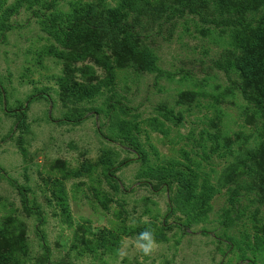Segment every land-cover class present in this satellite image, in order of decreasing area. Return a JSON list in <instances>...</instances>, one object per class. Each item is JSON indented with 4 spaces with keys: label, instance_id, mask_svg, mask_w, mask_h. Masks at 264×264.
Segmentation results:
<instances>
[{
    "label": "rangeland",
    "instance_id": "obj_1",
    "mask_svg": "<svg viewBox=\"0 0 264 264\" xmlns=\"http://www.w3.org/2000/svg\"><path fill=\"white\" fill-rule=\"evenodd\" d=\"M0 264H264V0H0Z\"/></svg>",
    "mask_w": 264,
    "mask_h": 264
},
{
    "label": "clouds",
    "instance_id": "obj_2",
    "mask_svg": "<svg viewBox=\"0 0 264 264\" xmlns=\"http://www.w3.org/2000/svg\"><path fill=\"white\" fill-rule=\"evenodd\" d=\"M140 241H147V243H140ZM136 247L143 252L144 256H151L153 252L159 247L158 242L154 237V230L149 228L142 231L137 238ZM126 254L127 253L124 251L119 252L121 257L125 256Z\"/></svg>",
    "mask_w": 264,
    "mask_h": 264
},
{
    "label": "trees",
    "instance_id": "obj_3",
    "mask_svg": "<svg viewBox=\"0 0 264 264\" xmlns=\"http://www.w3.org/2000/svg\"><path fill=\"white\" fill-rule=\"evenodd\" d=\"M256 99H258V97H256Z\"/></svg>",
    "mask_w": 264,
    "mask_h": 264
}]
</instances>
